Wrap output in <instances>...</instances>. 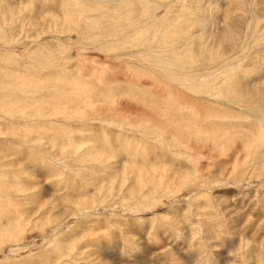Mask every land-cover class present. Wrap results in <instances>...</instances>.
Returning a JSON list of instances; mask_svg holds the SVG:
<instances>
[{"label":"rangeland","instance_id":"obj_1","mask_svg":"<svg viewBox=\"0 0 264 264\" xmlns=\"http://www.w3.org/2000/svg\"><path fill=\"white\" fill-rule=\"evenodd\" d=\"M261 130L264 0H0V264H264Z\"/></svg>","mask_w":264,"mask_h":264},{"label":"bare ground","instance_id":"obj_2","mask_svg":"<svg viewBox=\"0 0 264 264\" xmlns=\"http://www.w3.org/2000/svg\"><path fill=\"white\" fill-rule=\"evenodd\" d=\"M232 92V91H231ZM261 133V136L259 137V140H264V130H261L260 131ZM258 143L257 140L255 139V144ZM252 144V140H249V143H248V149H252V146H250ZM238 149V148H237ZM246 149V148H245Z\"/></svg>","mask_w":264,"mask_h":264}]
</instances>
